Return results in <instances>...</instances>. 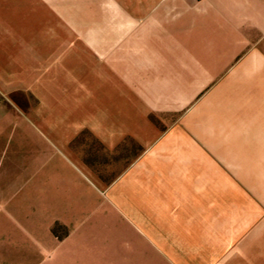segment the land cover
Segmentation results:
<instances>
[{"label":"crops","instance_id":"crops-1","mask_svg":"<svg viewBox=\"0 0 264 264\" xmlns=\"http://www.w3.org/2000/svg\"><path fill=\"white\" fill-rule=\"evenodd\" d=\"M2 248L264 264V0H0Z\"/></svg>","mask_w":264,"mask_h":264},{"label":"rangeland","instance_id":"rangeland-1","mask_svg":"<svg viewBox=\"0 0 264 264\" xmlns=\"http://www.w3.org/2000/svg\"><path fill=\"white\" fill-rule=\"evenodd\" d=\"M20 1H24V0H20ZM27 1H38V0H27ZM85 1H89V0H85ZM52 28H53L52 30H57V29L59 30L60 26L52 25ZM49 29H50V25H47V28H45V26L43 27V25H42V28H38V30H41V31H45ZM21 254L20 255L14 254L13 251L10 250L9 248H2L0 249V264H29L28 256L20 257Z\"/></svg>","mask_w":264,"mask_h":264}]
</instances>
